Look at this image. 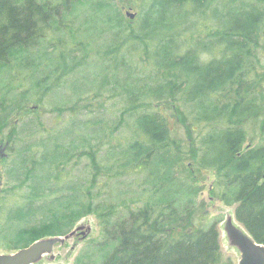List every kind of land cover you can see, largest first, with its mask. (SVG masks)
<instances>
[{
	"label": "trees",
	"instance_id": "1",
	"mask_svg": "<svg viewBox=\"0 0 264 264\" xmlns=\"http://www.w3.org/2000/svg\"><path fill=\"white\" fill-rule=\"evenodd\" d=\"M119 1L0 0V250L234 264L201 194L264 245V0Z\"/></svg>",
	"mask_w": 264,
	"mask_h": 264
},
{
	"label": "rangeland",
	"instance_id": "2",
	"mask_svg": "<svg viewBox=\"0 0 264 264\" xmlns=\"http://www.w3.org/2000/svg\"><path fill=\"white\" fill-rule=\"evenodd\" d=\"M119 6L123 9L125 15L132 14L137 18L138 10L133 9L132 6H128L127 1L121 2L117 0ZM129 18V17H128ZM130 19V18H129ZM31 107H35L32 105ZM38 114L42 116L43 122L48 127L52 122H57V116L53 117L50 113L45 112L42 108H37ZM5 165L1 166L0 174L3 175L5 171ZM215 177L210 176V181L204 183V191L201 194V200L207 202L209 215L207 220L213 221L214 219H221L222 222L218 225V231L220 234V247L224 261H232L234 264H239L241 260L240 250L232 245L228 234L226 232V223L232 220V223L239 229H243L242 225L237 221L235 217V208L226 207L222 202L217 199H211L209 195V189ZM77 228H83L78 231L75 237H70L66 240L65 244L58 245L53 255L46 256L37 264H73L76 257L86 244L93 242L100 237L101 228L99 226L97 218L92 215L87 219L81 220L76 226ZM76 228V229H77ZM82 233H86L88 236L84 237ZM8 252L0 250V255L7 254ZM53 257V258H52ZM53 259V260H51Z\"/></svg>",
	"mask_w": 264,
	"mask_h": 264
},
{
	"label": "water",
	"instance_id": "3",
	"mask_svg": "<svg viewBox=\"0 0 264 264\" xmlns=\"http://www.w3.org/2000/svg\"><path fill=\"white\" fill-rule=\"evenodd\" d=\"M127 17L132 20L135 19V16L130 13L127 14ZM225 228L232 245L241 252L239 264H264V245L258 243L245 228L242 230L237 228L232 220L226 223ZM82 229L77 228L65 237L39 240L25 249L10 254H2L0 255V264H37L45 256H52L58 245H64L66 240L75 237L78 231ZM82 234L84 237L88 236L86 233Z\"/></svg>",
	"mask_w": 264,
	"mask_h": 264
}]
</instances>
